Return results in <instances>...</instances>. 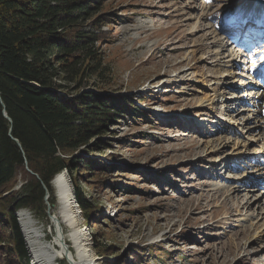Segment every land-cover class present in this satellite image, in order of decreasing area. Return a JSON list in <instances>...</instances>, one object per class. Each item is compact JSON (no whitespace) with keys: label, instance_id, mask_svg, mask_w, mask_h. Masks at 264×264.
Returning <instances> with one entry per match:
<instances>
[{"label":"rangeland","instance_id":"1","mask_svg":"<svg viewBox=\"0 0 264 264\" xmlns=\"http://www.w3.org/2000/svg\"><path fill=\"white\" fill-rule=\"evenodd\" d=\"M250 3L100 0L97 17L106 13V23L96 46L104 72L83 80L74 96L122 97L146 117H114L88 142L100 147L72 155L101 165L73 169L98 216L92 223L77 211L96 263L264 264V111L254 106L264 95V43L238 55L223 30ZM230 117L237 122L227 124ZM45 194L56 216L59 194L52 206ZM25 210L28 218L15 213L25 236L36 229L52 242L49 216L46 223Z\"/></svg>","mask_w":264,"mask_h":264},{"label":"trees","instance_id":"2","mask_svg":"<svg viewBox=\"0 0 264 264\" xmlns=\"http://www.w3.org/2000/svg\"><path fill=\"white\" fill-rule=\"evenodd\" d=\"M100 5V0H0V249L8 257L5 264H30L15 213L28 209L48 223L45 193L54 205L51 181L61 171L72 175L83 218L98 219L73 171L101 165L72 155L84 145L100 147V141L88 142L114 117H146L122 97L74 96L83 80L104 72L96 46L106 23V13L97 17Z\"/></svg>","mask_w":264,"mask_h":264},{"label":"bare ground","instance_id":"3","mask_svg":"<svg viewBox=\"0 0 264 264\" xmlns=\"http://www.w3.org/2000/svg\"><path fill=\"white\" fill-rule=\"evenodd\" d=\"M247 8L248 10H252V12L256 14V17L264 15V5L256 7L250 3V6ZM262 19L264 20V16H262ZM253 52H258V49H254ZM254 106L257 110L264 111V95L258 101H255ZM202 114L204 115L205 113ZM235 122H237L235 118L230 117L227 124L230 125ZM67 176L68 175L64 171H61L53 177V183L59 194L60 202V207L56 213L59 225V228L55 229L57 235L52 242L48 243L45 239L42 240L43 236L41 238V236L37 234L38 231L36 229H30V234H27L26 238L29 239L28 242L32 245V249L36 256L35 259L38 260V262H36L37 264H57L58 258L61 256L64 257V253H67V257L72 264H98L96 261L99 257L88 247L87 240L89 238H87L88 234H86V228L83 229L81 218L77 217L79 207L78 204H76L75 196L74 199H72V195H70ZM19 211L22 219L28 216V212L25 209H20ZM28 223L29 227L27 226V228L29 229L32 223L31 221H28ZM63 224L67 226L68 233L64 231ZM69 240L72 246H69Z\"/></svg>","mask_w":264,"mask_h":264},{"label":"water","instance_id":"4","mask_svg":"<svg viewBox=\"0 0 264 264\" xmlns=\"http://www.w3.org/2000/svg\"><path fill=\"white\" fill-rule=\"evenodd\" d=\"M260 3H264V1L263 0H258ZM3 115H4V117H6L7 119H8V121L11 123V119L8 117V115H7V113H6V111H5V109H4V105H3ZM17 141V140H16ZM18 142V141H17ZM19 144V143H18ZM20 145V144H19ZM65 172H67L66 170H65ZM47 192V191H46ZM48 216H49V218L51 219V221L54 223L53 224V226H54V228L56 229V228H59V225H58V220H57V218H56V216L55 215H49V213H48ZM67 250V249H66ZM64 256H66L67 257V253H64ZM68 258V257H67ZM70 263H71V261H70Z\"/></svg>","mask_w":264,"mask_h":264}]
</instances>
